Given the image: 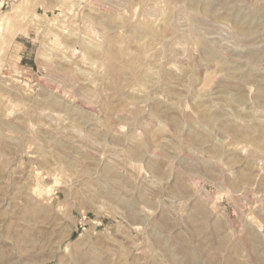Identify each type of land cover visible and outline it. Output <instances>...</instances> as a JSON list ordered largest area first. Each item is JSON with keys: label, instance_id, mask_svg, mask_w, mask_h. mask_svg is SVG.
<instances>
[{"label": "rangeland", "instance_id": "rangeland-1", "mask_svg": "<svg viewBox=\"0 0 264 264\" xmlns=\"http://www.w3.org/2000/svg\"><path fill=\"white\" fill-rule=\"evenodd\" d=\"M0 264H264V0H0Z\"/></svg>", "mask_w": 264, "mask_h": 264}]
</instances>
